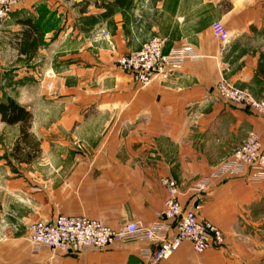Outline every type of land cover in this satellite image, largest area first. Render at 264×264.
Masks as SVG:
<instances>
[{"label": "crops", "instance_id": "0c3cea01", "mask_svg": "<svg viewBox=\"0 0 264 264\" xmlns=\"http://www.w3.org/2000/svg\"><path fill=\"white\" fill-rule=\"evenodd\" d=\"M71 1L74 9L67 0H26L5 23L13 51L27 60L16 45L19 22L38 17L40 6L60 19L59 30L48 33L46 46L26 61L34 62L36 74L28 66L23 71L38 78L45 60H53V77L44 81H56V153L48 154L46 143L40 157L16 169L0 159V264H145V242L36 252L29 227L60 216L114 229L132 222L152 227L169 199L164 180L176 182L184 209L216 226L226 240L203 255L185 242L164 264L260 259L264 182H250L248 172L214 182L199 195L191 189L227 162L249 134H257L264 148V117L217 92L225 80L264 98V0H128L113 13L107 7L117 0ZM217 22L230 34L227 46L214 35ZM104 31L111 44L101 37ZM155 38L165 43V53L184 49L194 59L141 88L117 62ZM175 231L173 226L169 235Z\"/></svg>", "mask_w": 264, "mask_h": 264}, {"label": "built area", "instance_id": "2783aa9c", "mask_svg": "<svg viewBox=\"0 0 264 264\" xmlns=\"http://www.w3.org/2000/svg\"><path fill=\"white\" fill-rule=\"evenodd\" d=\"M24 1L0 0V24ZM213 32L224 46L230 43V34L221 22L213 25ZM164 49L165 43L161 39H152L140 51L121 57L117 67L132 75L141 88H146L158 79H166L170 71L180 69L188 59H194L188 50L179 49L165 53ZM217 92L222 99L251 108L264 117V98L254 99L225 80L218 84ZM262 143L257 134H249L246 142L234 151L232 157L210 178L194 185L192 192L199 195L207 191L214 182L241 178L248 172L252 173L250 182L262 184ZM162 183L168 189L169 199L164 204L161 221L152 227L147 228L132 222L114 229L84 217L60 216L54 222L32 224L29 227V242L36 252L49 250L62 253H80L88 248L104 249L115 244L145 242L148 247L141 252L145 264H164L185 242H189L193 251L199 255L223 247V232L209 222L200 221L194 210H186L180 204L176 182L164 180ZM172 225L176 231L169 235Z\"/></svg>", "mask_w": 264, "mask_h": 264}, {"label": "rangeland", "instance_id": "374dc122", "mask_svg": "<svg viewBox=\"0 0 264 264\" xmlns=\"http://www.w3.org/2000/svg\"><path fill=\"white\" fill-rule=\"evenodd\" d=\"M98 1L99 0H97V2ZM67 2L69 7H74V2L71 0H67ZM92 2H96V0H92ZM109 5L110 6L107 7V12L109 13H113L118 8L115 6V2ZM82 8L83 7L80 9L83 10ZM129 9L130 7L128 10ZM8 19H10V16L0 24V102L13 99L22 107H30L35 113L30 129L31 139L27 142L22 140L20 126H8L1 121L2 117H0V159L6 161L7 165L12 167V169H16L15 166H18L22 161L26 159H36L38 156L40 157L44 153L42 145H46V143L49 145V151L47 153H56L53 147V142H55L57 138L56 81L52 82L49 80L46 83L44 81V77L51 78L54 74L50 71L53 70L54 65L51 59L45 60L41 65V68L37 71L38 78L35 76L27 78L25 72H23L25 71V67L28 66L33 69L35 74L36 67L34 66V62L30 66V64L26 62L27 60L13 51V39L11 36L5 34L6 31L4 29ZM101 34V37L111 44L109 32L104 31ZM26 145L28 147H26ZM18 146L21 147L22 151H17ZM223 236L225 239L224 233ZM262 236L264 238V230ZM252 245L253 244L248 243L247 246L252 247ZM223 246H225V244ZM259 255H261V262L258 264H264V245ZM260 259L256 260L260 261ZM255 261L247 258L246 264H252Z\"/></svg>", "mask_w": 264, "mask_h": 264}, {"label": "trees", "instance_id": "16d2710c", "mask_svg": "<svg viewBox=\"0 0 264 264\" xmlns=\"http://www.w3.org/2000/svg\"><path fill=\"white\" fill-rule=\"evenodd\" d=\"M128 0H117L115 6L122 7L127 5ZM37 16L28 19H22L20 25L23 27V31L20 34V38L17 39V49L21 56H24L27 60H32L38 53V50L42 46H46L44 38L48 33L52 31H58L60 19L57 15L51 12L46 6H40L37 8ZM0 117L1 121L8 126H20V133L22 140L28 141L31 139L30 129L33 122L32 114L19 103L13 99H7L4 102H0ZM27 144V143H26ZM26 147H28L26 145ZM17 151H22L18 146ZM26 159L25 161H30ZM1 205V204H0ZM1 211V206H0Z\"/></svg>", "mask_w": 264, "mask_h": 264}]
</instances>
